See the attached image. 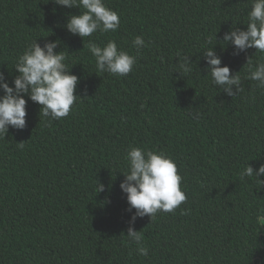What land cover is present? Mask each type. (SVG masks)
I'll use <instances>...</instances> for the list:
<instances>
[{
	"label": "trees",
	"instance_id": "1",
	"mask_svg": "<svg viewBox=\"0 0 264 264\" xmlns=\"http://www.w3.org/2000/svg\"><path fill=\"white\" fill-rule=\"evenodd\" d=\"M104 3L119 14V28L83 40L64 27L77 8L0 0V72L10 86L30 43L59 41L81 97L60 120L40 116L28 100L26 127L0 136V264H264L256 222L264 184L240 177L247 164H264V89L246 78L247 60L264 56L255 48L234 55L222 43L232 27L246 29L252 0ZM136 36L146 45L139 51ZM110 40L137 57L127 76L96 72L89 44ZM209 47L239 72L235 96L206 76ZM184 57L188 74L179 67ZM132 147L171 157L187 197L174 212L132 225L146 257L126 237L134 210L120 184ZM97 181L105 191L95 192Z\"/></svg>",
	"mask_w": 264,
	"mask_h": 264
},
{
	"label": "clouds",
	"instance_id": "2",
	"mask_svg": "<svg viewBox=\"0 0 264 264\" xmlns=\"http://www.w3.org/2000/svg\"><path fill=\"white\" fill-rule=\"evenodd\" d=\"M48 2L64 8H77L78 15H68L66 30L84 38L94 33L115 32L120 26L119 14L108 8L104 0H48ZM82 10V11H81ZM247 27H232L223 35L224 46L231 44L234 55L255 48V53L264 56V0H252L247 13ZM216 39V36H215ZM217 41V40H216ZM59 41L45 42L43 46L37 40L30 43L20 54L12 67L17 73L12 86L0 72V136L6 135L9 128L23 130L26 127L28 100L40 105V116L52 120H60L69 115L72 106L81 98L76 95L79 79L71 74L67 57L62 51L57 52ZM210 43V41H209ZM133 47L139 51L146 46L141 36L132 41ZM89 51L95 58V69L99 73H107L115 77L127 76L136 64L137 57L119 49L114 40L108 41L103 47L89 44ZM206 63V76L210 83L218 86L228 96H235L242 91V81L238 73L232 74L228 66H221V58L214 47L203 51ZM179 55V54H178ZM188 57H184L179 67L184 74L192 71ZM247 79L256 81V86L264 89V59L255 65L247 60ZM235 87V91L233 88ZM27 97V99L25 98ZM127 171L122 173L124 180L120 184L122 193L126 195L127 211L133 212L127 229V239L136 245L135 251L141 256H148L149 250L143 243L140 231L134 230L137 218L149 216L154 219L158 212H174L187 197L181 190L182 177L178 174L177 165L171 157L162 152L132 147L124 156ZM264 164L253 169L249 164L241 171L240 177L255 178L260 185L264 180ZM105 191V186L96 182L95 192ZM256 222L264 226V209L256 216Z\"/></svg>",
	"mask_w": 264,
	"mask_h": 264
}]
</instances>
